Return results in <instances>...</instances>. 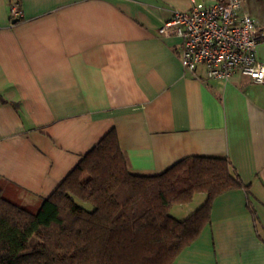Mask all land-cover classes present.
I'll return each mask as SVG.
<instances>
[{
	"label": "crops",
	"instance_id": "obj_1",
	"mask_svg": "<svg viewBox=\"0 0 264 264\" xmlns=\"http://www.w3.org/2000/svg\"><path fill=\"white\" fill-rule=\"evenodd\" d=\"M190 1L0 0V187L38 207L111 130L133 175L222 158L241 186L170 264H264V84L182 69L180 41L158 30ZM241 12L264 29V0Z\"/></svg>",
	"mask_w": 264,
	"mask_h": 264
},
{
	"label": "trees",
	"instance_id": "obj_2",
	"mask_svg": "<svg viewBox=\"0 0 264 264\" xmlns=\"http://www.w3.org/2000/svg\"><path fill=\"white\" fill-rule=\"evenodd\" d=\"M240 186L218 157L133 175L111 130L38 207L0 187V264H170L208 223L211 202ZM197 194L204 203L188 217L170 215Z\"/></svg>",
	"mask_w": 264,
	"mask_h": 264
},
{
	"label": "built area",
	"instance_id": "obj_3",
	"mask_svg": "<svg viewBox=\"0 0 264 264\" xmlns=\"http://www.w3.org/2000/svg\"><path fill=\"white\" fill-rule=\"evenodd\" d=\"M244 0L190 1L187 12H174L158 30L161 37L180 41L178 58L182 69L193 74L203 67L208 79L229 81L239 74L252 83L264 84V64L257 59V46L264 29L241 12ZM12 19L21 17L17 5Z\"/></svg>",
	"mask_w": 264,
	"mask_h": 264
},
{
	"label": "rangeland",
	"instance_id": "obj_4",
	"mask_svg": "<svg viewBox=\"0 0 264 264\" xmlns=\"http://www.w3.org/2000/svg\"><path fill=\"white\" fill-rule=\"evenodd\" d=\"M198 199H200L199 196L193 197V200L191 201V203L187 204V205H189L188 207H187V205L181 206V207L180 206L172 207V209L170 210V215L177 218V219L184 218V216H186L187 214L188 215L191 214L190 212H193L197 209ZM187 211H189V213H186ZM35 242H39V236L35 237Z\"/></svg>",
	"mask_w": 264,
	"mask_h": 264
}]
</instances>
